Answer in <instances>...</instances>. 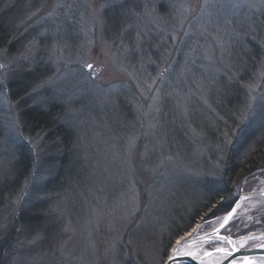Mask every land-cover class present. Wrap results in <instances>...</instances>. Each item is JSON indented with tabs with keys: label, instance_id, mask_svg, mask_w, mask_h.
I'll use <instances>...</instances> for the list:
<instances>
[{
	"label": "rangeland",
	"instance_id": "1",
	"mask_svg": "<svg viewBox=\"0 0 264 264\" xmlns=\"http://www.w3.org/2000/svg\"><path fill=\"white\" fill-rule=\"evenodd\" d=\"M0 19V246L19 212L45 223L20 232L2 264H163L187 233L167 245L169 232L210 196L264 192V168L228 192L223 180L231 153L252 136L242 161L264 130V0H0ZM35 68L44 78L10 101L9 83ZM52 105L71 136L62 196L41 194L55 142L19 126L22 106ZM205 215L194 233L224 214ZM251 232H264L262 199L224 233Z\"/></svg>",
	"mask_w": 264,
	"mask_h": 264
},
{
	"label": "trees",
	"instance_id": "2",
	"mask_svg": "<svg viewBox=\"0 0 264 264\" xmlns=\"http://www.w3.org/2000/svg\"><path fill=\"white\" fill-rule=\"evenodd\" d=\"M3 19H0V47L6 44V38L8 35V28L4 25ZM11 48V47H10ZM9 48V49H10ZM247 56L246 58H249ZM247 60L245 68H250V60ZM253 60V59H252ZM43 70L35 68L30 71H26L21 75V78H17L15 81L10 82L8 85L9 89V100L16 102L23 95H25L30 89V85L36 84L39 80L44 78ZM236 91L232 90L231 97H235L232 101L228 100V104L232 102H237V98L240 96L241 92H238L235 96ZM227 103V100H226ZM57 106H50L49 109L43 110L38 107H21L19 111V126L20 133L27 137L35 135H44V140L48 144L55 142V147L51 150V155L46 158L45 165L48 169L50 178L42 186L41 194L56 193L59 196L64 194V189L68 180L69 166L71 163V154L69 153V144L71 141L70 133L62 126L56 123V111ZM57 141V143H56ZM255 141V140H254ZM252 141V136H249L247 141L245 140L243 145L238 147L237 150H243L250 146ZM239 150V152H240ZM20 159L18 162L19 178L25 179L29 171V161L24 155V150L20 151ZM236 157H242L241 155ZM236 153H231L228 163H226L224 170L225 185L227 187V192L231 191V185L234 186L239 183L242 179L248 177L256 170L264 168V130L261 132L258 139L253 144V149L249 153H244L242 161L238 162L235 157ZM236 158V159H235ZM230 187V188H229ZM225 192V194L227 193ZM231 193H228L229 195ZM210 196L204 204L200 205L190 216L189 222L183 227H175L169 232V236L165 241V244L169 245L173 240L178 238L180 235L188 232L196 220L199 219L203 214L207 219L214 218L220 214H226L235 202L231 199H227L224 202H219L220 199H224L227 195L222 194ZM37 208V206H35ZM32 210V209H31ZM24 210L18 213L15 218L12 230L7 234L6 238L3 240L0 246V264L3 263L5 253L16 243L20 232H29L39 228L44 223L43 216H39L35 211ZM45 224V223H44ZM168 254V253H167ZM165 254V258L167 257Z\"/></svg>",
	"mask_w": 264,
	"mask_h": 264
},
{
	"label": "water",
	"instance_id": "3",
	"mask_svg": "<svg viewBox=\"0 0 264 264\" xmlns=\"http://www.w3.org/2000/svg\"><path fill=\"white\" fill-rule=\"evenodd\" d=\"M260 193L262 197L259 198L264 200V192ZM252 194H241L214 229L194 233L193 230L197 227L194 226L189 232L175 240L163 264H256L257 261H264V244L251 248L244 247L249 241L263 237L264 232H251L240 237H232L224 233L236 217L240 206L245 200L252 198ZM230 214L231 218L228 223L221 227L224 218ZM215 242L220 246L206 249L207 245ZM217 249H223V251ZM217 257L220 258L217 259Z\"/></svg>",
	"mask_w": 264,
	"mask_h": 264
},
{
	"label": "bare ground",
	"instance_id": "4",
	"mask_svg": "<svg viewBox=\"0 0 264 264\" xmlns=\"http://www.w3.org/2000/svg\"><path fill=\"white\" fill-rule=\"evenodd\" d=\"M259 197H262L261 193L258 192V193H253L252 194V198H256V199H261ZM255 240H261L264 242V236L263 237H259V238H256ZM220 257H217V259H219ZM215 260V259H214ZM256 264H264V261H257Z\"/></svg>",
	"mask_w": 264,
	"mask_h": 264
},
{
	"label": "snow or ice",
	"instance_id": "5",
	"mask_svg": "<svg viewBox=\"0 0 264 264\" xmlns=\"http://www.w3.org/2000/svg\"><path fill=\"white\" fill-rule=\"evenodd\" d=\"M88 67L91 68L92 66L91 65H88ZM230 218H231V214L228 217H225L224 218V223L221 225V227H224L228 223V221H229ZM217 250L218 251H223V249H217Z\"/></svg>",
	"mask_w": 264,
	"mask_h": 264
}]
</instances>
